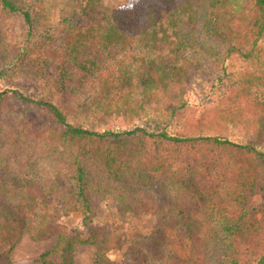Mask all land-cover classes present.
Listing matches in <instances>:
<instances>
[{
    "label": "trees",
    "instance_id": "16d2710c",
    "mask_svg": "<svg viewBox=\"0 0 264 264\" xmlns=\"http://www.w3.org/2000/svg\"><path fill=\"white\" fill-rule=\"evenodd\" d=\"M204 40L247 67L229 71ZM113 47L133 50L132 60L101 63L88 52ZM0 58V76H33L45 96L20 95L42 113L30 127L27 109L0 118V264L24 232L56 238L43 264H74L85 243L116 264L107 253L118 232L83 238L58 222L79 213L89 225L108 196L123 213L154 216L166 243L199 247L178 264H264V150L231 139L264 132V0H138L126 9L0 0ZM207 64L211 102L191 122L187 81Z\"/></svg>",
    "mask_w": 264,
    "mask_h": 264
},
{
    "label": "rangeland",
    "instance_id": "374dc122",
    "mask_svg": "<svg viewBox=\"0 0 264 264\" xmlns=\"http://www.w3.org/2000/svg\"><path fill=\"white\" fill-rule=\"evenodd\" d=\"M138 0H104L107 7L110 8H132ZM200 36V33H195L194 37ZM205 45L212 46L218 49L221 57H226L225 65L229 71H236L247 67L238 55L232 54L227 57L226 49L219 44H212L204 40ZM89 54L96 58L99 62L116 59L123 60L124 58L130 62V57L133 55V50H119L115 47L102 52L99 50L89 49ZM83 56H80L82 59ZM4 67L3 60L0 58V72ZM55 67V66H53ZM70 72H75V65L67 66ZM55 69V68H54ZM210 69V64L207 68L201 71L198 75L188 78V108L186 119L191 122H196L203 110V105L210 103L208 96L209 85L208 78H211V73L207 74ZM33 76H24L21 78L0 76V93L6 91L5 100L0 99V110L4 115H8L4 111L8 109L23 110L26 112L21 114L25 116V123L30 127L34 121L42 116L31 102L22 100L20 95L28 98L45 97L42 92L37 90L35 83L32 81ZM77 77L72 80L75 83ZM87 93L96 97L102 95L99 87L87 86ZM264 92V88H262ZM85 93V92H84ZM4 109V110H3ZM9 116L0 114L3 122H8ZM231 134V139L236 141H254V143L264 150V132L263 134L250 140L237 132ZM256 197V200H260ZM53 207L58 206V199H53ZM58 222L67 227L72 232H79L83 238L90 236L91 231L96 233L118 232L119 246L111 249L107 253L109 261L116 264H178L181 259L188 258L193 251H198L199 247L191 244L186 238H183L180 243H166L163 238V231L156 228V220L152 215H135L131 213H123L117 207V203L112 196L105 198L101 204V211L94 216L89 225H85L82 216L79 213L62 212L59 215ZM182 231V230H181ZM183 232V231H182ZM56 241L55 237L43 240L32 239L27 232H24L19 243L15 245L12 252L9 254L8 261L10 264H43L38 261L39 257L52 249ZM74 264H111L104 262L98 257V244L85 243L77 244L74 250Z\"/></svg>",
    "mask_w": 264,
    "mask_h": 264
}]
</instances>
